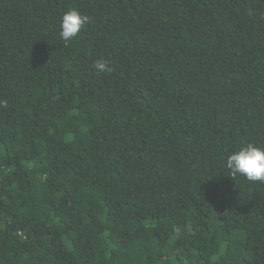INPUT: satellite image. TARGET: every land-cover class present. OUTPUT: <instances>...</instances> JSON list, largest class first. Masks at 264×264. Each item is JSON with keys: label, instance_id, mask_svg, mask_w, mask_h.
Returning a JSON list of instances; mask_svg holds the SVG:
<instances>
[{"label": "trees", "instance_id": "16d2710c", "mask_svg": "<svg viewBox=\"0 0 264 264\" xmlns=\"http://www.w3.org/2000/svg\"><path fill=\"white\" fill-rule=\"evenodd\" d=\"M0 100V264H264V0H0Z\"/></svg>", "mask_w": 264, "mask_h": 264}, {"label": "clouds", "instance_id": "9594fccd", "mask_svg": "<svg viewBox=\"0 0 264 264\" xmlns=\"http://www.w3.org/2000/svg\"><path fill=\"white\" fill-rule=\"evenodd\" d=\"M88 22L89 17L82 15L78 10L66 11L61 17L59 37L65 42L74 40ZM93 68L97 74L114 71L107 59L95 60ZM6 105V100H0V107ZM225 164L233 178L241 177L249 182L264 183V146L249 142L231 152Z\"/></svg>", "mask_w": 264, "mask_h": 264}]
</instances>
